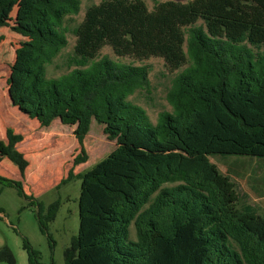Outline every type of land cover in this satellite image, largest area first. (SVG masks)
<instances>
[{
  "label": "trees",
  "instance_id": "obj_1",
  "mask_svg": "<svg viewBox=\"0 0 264 264\" xmlns=\"http://www.w3.org/2000/svg\"><path fill=\"white\" fill-rule=\"evenodd\" d=\"M19 0H0L4 12ZM27 38L16 49L10 81L13 104L49 127L71 125L79 153L66 181L81 179L80 226L65 250V264H264V215L251 204L239 207L232 179L210 157L264 159V0L165 1L150 10L143 0H106L87 8L71 29L67 19L81 0H25ZM76 37L72 54L48 76V67ZM110 46L118 57H159L177 72L167 91L172 111L154 123L129 97L150 88L148 65L101 55ZM116 148L84 173L85 139L92 121ZM6 157L24 176L30 161L6 131ZM36 206L42 229L55 219L60 202L46 206L23 182L0 175ZM134 225L136 237L130 238ZM29 264L40 253L25 240ZM0 261L15 264L8 246Z\"/></svg>",
  "mask_w": 264,
  "mask_h": 264
},
{
  "label": "rangeland",
  "instance_id": "obj_2",
  "mask_svg": "<svg viewBox=\"0 0 264 264\" xmlns=\"http://www.w3.org/2000/svg\"><path fill=\"white\" fill-rule=\"evenodd\" d=\"M106 0H81V10L76 16L67 19L66 25L73 29L82 22L88 7ZM150 10L157 4L170 0H143ZM186 3L189 0H172ZM27 5L25 0L12 4L4 12L7 26L0 27V175L23 182V188L29 195L46 206L59 201L60 205L54 220L46 223L42 229L37 207L28 204L18 194L14 186L0 183V250L8 246L15 264H29L28 252L24 248L25 240L40 253L39 264H65V250L77 237L80 226L78 201L81 179L75 176L64 180L73 166V158L79 153L76 133L79 120L71 125L64 124L62 118L56 119L49 127H41L37 120L23 115L13 104L10 96V81L17 78L13 66L18 58L16 49L27 42L17 28L27 27L24 16ZM68 46L53 65L48 67V76L57 77L66 72L57 69L64 59L73 53L76 37L68 34ZM101 55H108L115 61L150 66V88L141 90L129 97L133 103L142 106L155 123L161 111H172L166 100L171 81L177 72H170L165 61L159 57L137 60L133 57H118L110 46H105ZM12 128L22 134L24 140L17 147L30 161L25 175L6 157V131ZM117 146L103 132V125L92 121L90 132L85 139L88 161L74 167V174L84 173L103 160ZM210 160L219 170L228 175L236 185L240 196L239 207L251 204L264 215V159L228 155H214ZM134 225L130 226V238L135 239ZM0 264H9L0 261Z\"/></svg>",
  "mask_w": 264,
  "mask_h": 264
}]
</instances>
